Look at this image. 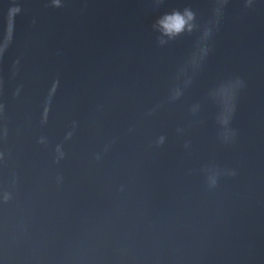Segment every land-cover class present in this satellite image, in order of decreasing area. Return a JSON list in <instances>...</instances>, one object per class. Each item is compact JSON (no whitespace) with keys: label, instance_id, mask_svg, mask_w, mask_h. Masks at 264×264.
Segmentation results:
<instances>
[{"label":"water","instance_id":"95a60500","mask_svg":"<svg viewBox=\"0 0 264 264\" xmlns=\"http://www.w3.org/2000/svg\"><path fill=\"white\" fill-rule=\"evenodd\" d=\"M0 264H264V0H0Z\"/></svg>","mask_w":264,"mask_h":264},{"label":"clouds","instance_id":"9594fccd","mask_svg":"<svg viewBox=\"0 0 264 264\" xmlns=\"http://www.w3.org/2000/svg\"><path fill=\"white\" fill-rule=\"evenodd\" d=\"M196 14L190 8L173 9L170 12H165L160 15L155 23L153 24V29L158 30L160 35L157 37V43L161 46L166 44L168 41H171L181 35L191 34L196 25ZM212 35L211 29H206L203 33L205 39L210 38ZM167 39H164V38ZM210 49L207 47L202 49L203 56H207ZM238 83L243 86V82L237 78ZM178 95V94H177ZM234 107L232 111L234 112ZM220 123L223 126H227L230 123L229 118L222 119Z\"/></svg>","mask_w":264,"mask_h":264}]
</instances>
